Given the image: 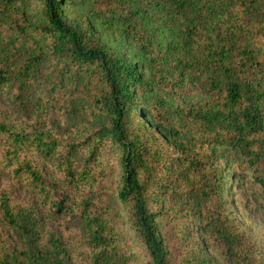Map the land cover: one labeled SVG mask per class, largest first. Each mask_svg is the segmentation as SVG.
<instances>
[{"label":"trees","instance_id":"trees-1","mask_svg":"<svg viewBox=\"0 0 264 264\" xmlns=\"http://www.w3.org/2000/svg\"><path fill=\"white\" fill-rule=\"evenodd\" d=\"M37 2L0 0V264H170L162 217L175 264H263L225 194L264 200V0Z\"/></svg>","mask_w":264,"mask_h":264},{"label":"rangeland","instance_id":"rangeland-1","mask_svg":"<svg viewBox=\"0 0 264 264\" xmlns=\"http://www.w3.org/2000/svg\"><path fill=\"white\" fill-rule=\"evenodd\" d=\"M26 2L29 5V10L31 11V13L35 14L39 6L37 0H26ZM67 14L68 17H72L74 15V8H68ZM99 35L107 48L114 51L121 50V52L126 53L127 50L123 47V44L120 43L119 38L116 36V33L106 31L103 34L100 33ZM129 53L130 51L127 52V57L129 56ZM113 158L114 162L116 160V157ZM231 172L232 167H229L226 174L228 185V190L225 194L227 202L226 207L231 213L235 225L239 230L244 232L249 241L255 245L260 257H262V259L264 260V200L245 175H242L238 180L231 183L229 181V175ZM119 176V170L117 167H115L111 176L108 178L109 185L113 189L118 183ZM7 182V180H3V184H6ZM101 187L103 190L104 186L101 185ZM101 192L102 191H100V193ZM104 199L105 203H109L113 214L122 220L123 224H121L120 226L122 227L121 235L123 236V238H125V235H127L129 238H132L133 234L127 226L128 214L126 213V209L114 198H112V196H109L108 198L106 196ZM158 221L161 222L158 226L160 235L170 254V264H175L180 261V254L178 252L177 246L174 244L172 235H170V228L165 223L167 222V218L162 217ZM62 233L67 237L75 235L72 233L70 225L63 226ZM75 237L76 239L80 240L79 235H75ZM132 246L133 251L137 253L138 256L137 260L133 264H147V259L134 238L132 241ZM208 254L213 257L218 264H220L221 258L215 250L209 251Z\"/></svg>","mask_w":264,"mask_h":264}]
</instances>
